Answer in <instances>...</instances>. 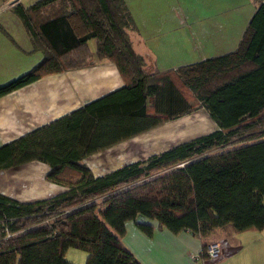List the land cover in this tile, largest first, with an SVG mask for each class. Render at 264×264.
Here are the masks:
<instances>
[{
    "label": "trees",
    "instance_id": "trees-1",
    "mask_svg": "<svg viewBox=\"0 0 264 264\" xmlns=\"http://www.w3.org/2000/svg\"><path fill=\"white\" fill-rule=\"evenodd\" d=\"M254 2L235 48L153 72L133 48L134 22L123 0L13 7L43 56L1 85L0 96L102 59L116 66L123 85L0 145V171L36 160L48 166L47 181L63 186L28 201L0 192V264H73L65 258L69 248L86 252L84 264H141L120 239L127 221L153 232L139 215L173 233L188 230L206 259L211 241L264 228V0ZM164 82L178 92L177 109L156 107L154 96L169 91ZM187 104L203 107L216 129L101 175L84 163L91 153L188 112Z\"/></svg>",
    "mask_w": 264,
    "mask_h": 264
},
{
    "label": "crops",
    "instance_id": "crops-1",
    "mask_svg": "<svg viewBox=\"0 0 264 264\" xmlns=\"http://www.w3.org/2000/svg\"><path fill=\"white\" fill-rule=\"evenodd\" d=\"M123 1L134 22V28L129 30V36L134 50L144 58L145 71H165L175 68L178 64H189L202 60L209 55L203 54L190 58V60L186 58V61L189 62H182L176 65L170 64L166 58L169 50L165 45L168 42L178 40L177 32L179 31L176 25L168 23L169 21L172 22L174 16L173 10L170 9V11L166 10L160 13L158 9L156 13L153 5L158 0H142L138 3L146 5L134 8L129 6L128 1ZM221 1L224 7L215 9L217 13H219L218 11L226 10L225 5L228 0ZM1 2L2 0H0ZM33 2L24 4L22 0L20 1L25 7H28ZM231 2L234 3L235 0H231ZM240 2L239 5L241 6L244 3L246 4L248 15L251 16L256 8V4H252L249 0H240ZM174 4L178 6L177 2ZM174 4L171 2L168 5L172 7ZM163 15L165 16L163 21H157V18H162ZM152 16H156V18H152ZM166 37L168 41L165 44ZM92 41L94 40L90 39L87 41L91 52L95 48V41L94 46H90ZM184 45L187 46L185 43ZM194 47L196 46H193L192 43L190 46L191 53L194 52ZM210 54L216 55L218 52ZM42 56V51L34 48L33 41L25 24L13 12L12 5L4 8V10L2 8L0 11V86L29 71L41 60ZM122 85L123 80L116 66L111 61L102 59L88 66L43 75L32 82L14 89L0 96V145L12 141L36 127L47 124L91 100L120 88ZM163 86L168 88V94L169 96L173 95L171 97L174 100L168 103L167 96L162 98L163 93L156 94L154 102L157 109H177V104L180 102L178 92L175 89L173 90L167 82H164ZM188 114H190L189 111L180 114L178 117L163 120L158 125L143 132H151L162 123L167 124L177 121L182 116ZM207 115L208 121L211 124L210 132L216 129L217 125L211 119L208 112ZM204 121L206 122V117ZM204 133L190 135L171 143L165 148L151 151L144 158ZM136 135L91 153L85 158L100 151L110 150L117 144ZM138 160L141 159L131 160L126 163ZM84 163L86 164L85 161ZM44 164L33 160L0 171V178L2 179L0 182V192L20 201L40 199L61 192L63 186L47 181L44 178L48 170V167ZM122 165L124 164H120L118 167ZM118 167L115 166L98 175ZM32 195H36V197H28ZM136 220L139 221V217ZM145 221L151 222L154 225V230L150 235L138 228L135 221H131L130 223L127 221L125 224V234L120 238L122 244L141 264H264V228L237 231L233 234L231 240L223 238L224 242L221 241L222 255L217 259L208 260L202 256L201 240L194 237L188 230L173 233L166 228L156 226V222L154 221L146 218ZM218 236H222V231L218 232ZM191 255H195V258L193 259Z\"/></svg>",
    "mask_w": 264,
    "mask_h": 264
},
{
    "label": "rangeland",
    "instance_id": "rangeland-1",
    "mask_svg": "<svg viewBox=\"0 0 264 264\" xmlns=\"http://www.w3.org/2000/svg\"><path fill=\"white\" fill-rule=\"evenodd\" d=\"M20 1L21 0H2V2L0 3V11L2 10V8L4 10V8L11 5L12 7H15L16 5H19L18 3ZM22 1L24 4H27L28 2L35 0ZM125 1L129 2V6L131 8L146 5L138 3L142 0ZM249 1L252 2V4H255L254 0ZM171 2H173V4L177 2L178 6L174 4L171 7L170 5H168L171 4ZM239 3H241L240 0H235L234 3H232L231 0H228L225 5L226 10L218 11L219 13H217L215 9L224 7V4L221 0L156 1V3L153 5L154 11L157 13V10L159 9L161 13L163 11H170V9H172L173 15L176 19L173 16L172 22L169 21L168 23L176 25L179 30L177 32L178 40H174L175 42H168V44H166V42L168 41L166 37V40L164 41L166 44L165 47H167V49L169 50V53L166 55L169 63L172 65H176L182 62H189L186 61V58L190 60V58L201 56L203 54H209L206 56L208 57L211 56L210 53L212 52H218L219 54L235 48L239 43L243 35V31L246 28L247 22L250 18V15H248V12L246 10V4L244 3V5L241 6L239 5ZM152 18H156V16H152ZM164 18L165 16L163 15L162 18H157V21H163ZM184 43L187 46H185ZM192 43L193 46H196L194 47L193 53H191L190 51V46ZM90 46H94V41L90 43ZM162 93H164L161 96L162 98L168 96L167 92L162 91ZM191 104L193 106V103ZM186 106L189 109L190 114L182 116V118H180L179 120L167 124L162 123L153 131L148 133H137L136 136L117 144L110 150L100 151L98 153L92 154L87 158H84V161L88 166L91 167L90 169L92 170V172L98 175L101 172L108 171L115 166L118 167V165L125 164L126 162H129L131 160H142V158L146 157L149 152L165 148L171 143L177 142L178 140L184 139L185 137H188L190 135H196L204 132V134L209 133L211 124L208 121L209 118L206 110L201 106H194L193 108L188 106V104ZM205 117L206 122L204 121ZM36 162L44 164L40 161ZM44 165L48 167L46 164ZM39 170L42 171L40 168ZM1 180L2 179L0 178V182ZM36 195L28 197L32 198L36 197ZM139 219V221L141 222L148 223L145 221V216L143 215H139ZM130 222L131 221H129L128 223ZM135 229L137 228L135 227ZM86 256V252L75 248L67 249L65 254V258L73 264H84ZM207 259L209 260L211 258L207 257Z\"/></svg>",
    "mask_w": 264,
    "mask_h": 264
},
{
    "label": "built area",
    "instance_id": "built-area-1",
    "mask_svg": "<svg viewBox=\"0 0 264 264\" xmlns=\"http://www.w3.org/2000/svg\"><path fill=\"white\" fill-rule=\"evenodd\" d=\"M221 251H222L221 241L214 240L207 245L205 252L208 258L215 259L221 255ZM191 257L194 259L195 255H191Z\"/></svg>",
    "mask_w": 264,
    "mask_h": 264
},
{
    "label": "flooded vegetation",
    "instance_id": "flooded-vegetation-1",
    "mask_svg": "<svg viewBox=\"0 0 264 264\" xmlns=\"http://www.w3.org/2000/svg\"><path fill=\"white\" fill-rule=\"evenodd\" d=\"M19 3H20V2H19ZM19 3H18V4H19Z\"/></svg>",
    "mask_w": 264,
    "mask_h": 264
}]
</instances>
